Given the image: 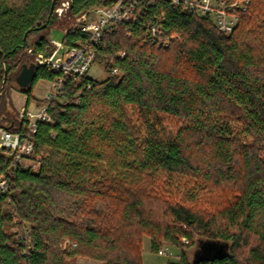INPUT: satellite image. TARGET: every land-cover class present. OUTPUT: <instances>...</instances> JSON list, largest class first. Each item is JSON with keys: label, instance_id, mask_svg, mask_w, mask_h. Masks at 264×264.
<instances>
[{"label": "trees", "instance_id": "obj_1", "mask_svg": "<svg viewBox=\"0 0 264 264\" xmlns=\"http://www.w3.org/2000/svg\"><path fill=\"white\" fill-rule=\"evenodd\" d=\"M112 1L70 0L59 18L63 0H0V128L26 129L8 114V88L26 94L28 107L39 80L60 77L34 58L55 50L52 29H64L73 47L86 39L76 19ZM156 20L165 36H178L169 47L144 33ZM95 53L108 77L68 79L67 103H49L53 123L34 138L39 168L11 172L12 159L0 154V178L11 185L0 198V264H143V236L154 253L164 244L179 251L169 264H264V0H249L230 33L155 0L138 24L105 33ZM30 63L37 76L22 90L16 78ZM174 119L183 122L177 133L166 126ZM160 171L169 180L236 181L240 192L212 215L162 203L143 178ZM197 244L207 252L190 260Z\"/></svg>", "mask_w": 264, "mask_h": 264}, {"label": "built area", "instance_id": "obj_2", "mask_svg": "<svg viewBox=\"0 0 264 264\" xmlns=\"http://www.w3.org/2000/svg\"><path fill=\"white\" fill-rule=\"evenodd\" d=\"M172 7L180 9L182 12L195 14L199 17H208L217 30L230 33L238 25L239 12L244 11L249 4V0H168ZM155 5V0H113L107 7H99L79 16L76 25L81 33L86 35L84 41L77 42L75 46L61 53L64 49L62 43H51L55 50L49 56L37 54L35 62L47 70L55 71L60 77L51 82V89L48 92L44 106L37 107L36 112L24 107L20 113V120L26 123L23 132H11L0 128V154H5L12 159L11 172L18 168L35 170L36 163L31 159L34 153V138L42 123L52 124L53 120L48 112L51 102L66 104L64 92L68 79H74L80 86V79L89 77V71L94 64L95 48L100 43L103 35L116 29L120 25L131 27L138 24L143 19L145 7ZM70 7V0L62 2L54 13L57 17L65 16ZM157 22L150 21L144 28V33L148 38L157 42L160 47L169 45L178 39L176 34L164 35L163 26ZM131 31L128 30V36ZM31 52V51H30ZM116 73V71H115ZM27 161H32L29 166ZM6 177L0 178V198L6 194L10 188ZM22 237H18L21 239ZM30 249V248H28ZM159 255H166L160 250Z\"/></svg>", "mask_w": 264, "mask_h": 264}, {"label": "rangeland", "instance_id": "obj_3", "mask_svg": "<svg viewBox=\"0 0 264 264\" xmlns=\"http://www.w3.org/2000/svg\"><path fill=\"white\" fill-rule=\"evenodd\" d=\"M64 2L67 0H63ZM64 17V16H63ZM72 23H70L69 26ZM65 27V25H64ZM65 31L64 29L54 28L51 31L50 39L55 43H62L65 47L61 50V53L65 52L68 49L64 42ZM36 60V56L34 55ZM88 76L96 81H103L108 77V73L99 65L95 64L91 67ZM50 81L47 80H39L34 86V90L32 93L33 99L30 101L28 105L29 110H34L36 112V108L44 106L46 103H38L37 101H46L48 92L50 91ZM7 96L11 103L9 113L14 116H18L20 120V113L22 108L27 106L28 97L26 94L20 93L13 89H7ZM14 112L17 114H14ZM166 126L173 132L177 133L183 126V122L181 119L174 120H166ZM200 158V157H199ZM35 163V162H34ZM27 165H31L32 161H27ZM35 170L39 168V164L36 163L34 167ZM159 172L156 176H143L145 183L152 185L149 187V195L150 199L158 200L162 203L169 201L170 199L175 200L176 203L183 204L187 207L194 208L199 210L200 212L207 214H215L224 206L229 205L232 201L236 199L239 195V186L241 183L236 181H232L229 183H223L220 181H206L202 178H185L178 179L172 178L169 180V177L166 175H161ZM218 176V175H217ZM194 180V181H193ZM142 184L143 190H147V185ZM151 189V190H150ZM143 194H146V191H143ZM142 196V195H141ZM161 199V200H160ZM149 201V199H147ZM159 211V210H158ZM157 211V212H158ZM160 212V211H159ZM196 241L199 236H195ZM142 263L143 264H169L173 262H178L179 260V251L167 244L162 245L161 250L166 252V255H159V253H154L151 250V241L148 236L142 237ZM181 243L184 246H189L191 242L186 238H181ZM207 246H202L197 244V246H190L187 250V256L190 260H194L196 256L207 252ZM68 250H72L71 247H68ZM71 264H104L101 261L88 260L84 258H73L70 260Z\"/></svg>", "mask_w": 264, "mask_h": 264}, {"label": "water", "instance_id": "obj_4", "mask_svg": "<svg viewBox=\"0 0 264 264\" xmlns=\"http://www.w3.org/2000/svg\"><path fill=\"white\" fill-rule=\"evenodd\" d=\"M53 11V10H52ZM36 64L30 63L23 65V68L16 78V84L22 90H31L36 79Z\"/></svg>", "mask_w": 264, "mask_h": 264}, {"label": "crops", "instance_id": "obj_5", "mask_svg": "<svg viewBox=\"0 0 264 264\" xmlns=\"http://www.w3.org/2000/svg\"><path fill=\"white\" fill-rule=\"evenodd\" d=\"M51 85H52V83L50 84V89H51ZM50 89H49V90H50ZM25 107H27V106H25ZM22 109H23V108H22Z\"/></svg>", "mask_w": 264, "mask_h": 264}]
</instances>
